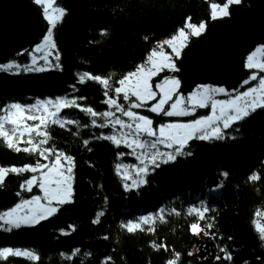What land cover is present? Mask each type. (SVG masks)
<instances>
[{
	"label": "trees",
	"instance_id": "16d2710c",
	"mask_svg": "<svg viewBox=\"0 0 264 264\" xmlns=\"http://www.w3.org/2000/svg\"><path fill=\"white\" fill-rule=\"evenodd\" d=\"M225 1L53 0L65 13L52 29L59 66L43 71L0 70V114L12 102L25 104L36 98L58 96L76 98L81 108L90 107L97 113L112 109L105 103L108 97L103 86L92 81L80 84V75L110 78L112 88L119 86L116 82L143 64L152 50L168 51L166 39L185 29L186 24H206L211 19V5ZM194 37L190 35L189 41ZM29 51L30 47H25L3 60L25 65ZM244 69L243 78L254 71ZM171 71L163 69L152 76V83ZM262 73L258 70L256 74ZM253 81L210 83L234 94ZM109 95L115 98L111 89ZM120 103L127 106L122 98ZM150 107L151 101L134 110L151 119L153 127L195 119L209 111V106L197 107L188 116L167 117L151 112ZM62 118L74 123L63 127L49 123V139L44 146L71 155L72 202L59 205L55 214L39 224L11 230L0 227V249L19 247L38 257L8 256L0 258V264H168L176 254V264H264V240L257 230V222L264 226V109L234 125L238 131L228 130V136L235 139H193L186 149L191 156L178 157L155 170L149 164L146 182L131 190L125 189V178L117 165L135 163L132 149L101 138L110 136L114 127L91 123L93 119L97 125L107 123L106 118L92 117L80 108L64 109ZM84 140L89 143L85 145ZM42 159L37 153L9 148L0 139V166H34ZM33 174L8 172L0 184V211L39 193L35 185L31 191L21 188ZM253 174L260 178L251 181ZM192 207L210 210L204 220L198 221L196 215L188 213ZM161 209L165 210L163 222L158 216ZM100 212L104 215L94 223ZM150 215L154 223L144 225L143 231L128 232L122 227ZM194 223L209 235H194L190 229ZM208 223L213 224L212 229L206 228ZM149 227L153 230L148 231ZM221 249L227 250L232 259H224Z\"/></svg>",
	"mask_w": 264,
	"mask_h": 264
},
{
	"label": "snow or ice",
	"instance_id": "6c2138e0",
	"mask_svg": "<svg viewBox=\"0 0 264 264\" xmlns=\"http://www.w3.org/2000/svg\"><path fill=\"white\" fill-rule=\"evenodd\" d=\"M35 2L37 4L44 5V14L50 25L48 35L44 37V43L48 48L54 49L55 44L52 42V29L55 28L57 23L61 21L65 14L64 10L60 9L58 10V15H53L49 12L50 0H35ZM229 3L238 4L240 3V0H228V3L224 4L220 10V14L222 16H227L229 14L227 11ZM212 7L213 9H216L217 5L213 4ZM213 18H217L215 11L213 12ZM188 28L192 29L190 35L200 36L202 31L205 29V24L201 23L197 26L189 23ZM188 38L189 34H186L185 30L181 29L179 31L178 38L173 37L164 43L169 45L172 49V53L178 57L181 55L183 42L188 40ZM177 39H179L181 47H177ZM37 50H40L39 46ZM261 51H264V49H261ZM158 54L162 57V62L160 63H157L153 59ZM47 55L48 54L46 53L44 56L45 60H47ZM14 67L16 66L13 64H2L0 65V70L10 71ZM247 67L250 69L256 68L260 71H264V62L253 63V56L250 55L248 57ZM165 68L175 69V65L171 63L167 55L162 52L157 53L156 50H153L151 55L147 58V65H141L135 72L128 73L123 78L119 79L116 82L119 86L115 88H112L110 78H101L100 76H93L88 73H84L79 76L80 84L92 81L102 85L105 90L104 95L108 97L105 103L109 106V108L114 107L116 112L122 113V115L127 117L128 120L121 119L119 116H116L113 111L97 113L90 107L81 108L77 103L76 98H56L55 100L40 102L39 106L34 105L26 108L16 103L12 104L10 109L5 110V114L0 115V139L7 142V147L15 148L18 152L25 151L37 153L45 160H48L49 156H54V159L46 164L38 162L34 167H12L10 170L0 168V184L3 183L9 171L16 174L23 172L39 173V176L32 175L30 179L26 180L24 184L21 185V188L31 191L33 185H35L43 192L42 197L34 196L32 200L24 201V204H32L35 202L38 206V210H28L23 215H16L17 209L23 206L18 204L16 205V208L0 216V221L10 224L16 229L20 228L22 225H36L55 214L58 211L59 205L72 202V187L70 183L71 177L65 175V172H72V167H65L61 162L63 159L70 164L72 158L65 156L63 153H54L51 148L44 147L49 139L47 134V126L49 123L59 124L61 127L66 124L74 123L72 120L62 118V111L64 109L80 108L81 111L88 112L92 117L100 115L108 118L107 123H101L99 125H97L96 120L93 119L91 123L94 126L101 128L108 126L115 128L116 126H119L121 130H126L121 132L120 137H117L116 135L101 137L103 139L110 140L117 145L123 143L126 147L133 149L134 152L136 150H140L141 156L144 157V159L141 160V165L143 166L136 169V178H132L127 170L124 171L123 175L125 180H131L130 184H124L126 190L138 188L146 182L144 177L149 171V164L152 165L153 170H155L160 168L162 164H168L169 162L176 161L178 157L191 156L192 153L186 149L189 142L193 139L209 142L214 140L223 141L226 138L235 139L236 137L234 136H228V130L234 129V125L243 121L258 109H264V78L259 79L258 88H249L248 91L235 96L231 100L216 101L212 99V93L224 92L225 90L223 88H201L192 95L188 96L186 100H183V98H180L179 94L176 92L180 82L175 78H168L165 79L163 84H157L156 88L160 89L161 92L154 91L150 85V78L157 75ZM34 70L43 71L44 69L37 68ZM133 78L135 79L133 80ZM251 79L256 80L257 74H253ZM245 83H247V81ZM109 89L114 92L115 98L109 95ZM257 92H259V96L256 95ZM158 95L160 96L159 100L152 104L149 109L153 113L163 114L167 117L188 116L194 113L197 107H208L210 102L213 114L207 117L194 119L190 123H168L162 125L159 127V135L157 136V131L152 127V120L139 114L133 109L144 108L148 102L155 100ZM174 95L177 96L175 101H173ZM249 97L251 98L249 99ZM121 98L124 102H128L127 107L120 103ZM170 101H172V103L170 104V107L166 109L165 106L169 105ZM217 104L220 105L219 114H217ZM33 110L39 114H27ZM20 113H23L24 115H18ZM28 121H33L34 123L29 125L27 123ZM234 130L238 131V129ZM142 136L153 137L154 139L144 140L141 139ZM35 138L39 139L34 142ZM14 140L26 143L29 147L20 148L14 143ZM83 143L87 145L89 141L84 140ZM157 145H165L167 148L172 149V151L160 152L157 150ZM146 146L150 147L153 151L147 152ZM145 161H147V163H145ZM123 167V165H117L118 170ZM223 175L226 177L228 173H223ZM259 178L260 177L257 174H253L249 177L251 181H256ZM42 200L44 203H41ZM209 210L210 209L208 207H203L202 211L200 207H192L189 208L188 213L189 215H196L199 221L206 218L205 214ZM172 211L175 212V209ZM164 212L165 210L161 209L158 214L161 222H163ZM103 215V212L98 213L96 220L93 222L98 223L99 218ZM257 215H260V213H257ZM152 223H154V218L150 215L140 217L139 222L128 221L126 224L122 225V227H124L128 232H134L137 230L143 231L145 230L143 227L144 225H151ZM206 228L212 229L213 224L208 223ZM190 229L194 235H199L201 232H203L205 236L209 235V232L206 231L205 228L198 229V223L190 225ZM147 230L152 231L153 228L149 227ZM257 230L261 234V239L264 240V226H261L259 222H257ZM160 247L164 246L161 245ZM76 251L78 252L79 250L77 249ZM221 251L225 252L224 259H232L231 254L228 253L227 250L221 249ZM189 254L191 255V253ZM21 255L31 256L33 259H38V257H35L32 253L26 251L13 250L10 247L0 249V258ZM178 259L179 254H176L175 260L169 261L168 264H176V260ZM216 259L220 260L221 257L217 256Z\"/></svg>",
	"mask_w": 264,
	"mask_h": 264
},
{
	"label": "water",
	"instance_id": "95a60500",
	"mask_svg": "<svg viewBox=\"0 0 264 264\" xmlns=\"http://www.w3.org/2000/svg\"><path fill=\"white\" fill-rule=\"evenodd\" d=\"M245 1L248 7L231 4L230 16L209 21L204 32L184 47L176 60L179 71H174L183 90L195 82L229 83L244 76L242 53L264 41V0ZM42 27L39 9L30 0H0V60L34 42Z\"/></svg>",
	"mask_w": 264,
	"mask_h": 264
},
{
	"label": "rangeland",
	"instance_id": "374dc122",
	"mask_svg": "<svg viewBox=\"0 0 264 264\" xmlns=\"http://www.w3.org/2000/svg\"><path fill=\"white\" fill-rule=\"evenodd\" d=\"M33 1V3L35 4V5H37V7H39V11L41 12V16H42V18H43V20H44V22H45V24L48 26V27H50V25H49V23H48V21H47V19H46V17H45V14H44V5H41V4H37L36 2H35V0H32ZM241 1H243V3L244 4H241ZM226 3H228V0H226L224 3H222V4H215V5H217V8L216 9H213V7H212V5H211V19L209 20V21H211L212 19H214L213 18V12L215 11V13H216V16L217 17H223L221 14H220V10H221V8L223 7V5L224 4H226ZM231 4H233V3H229V6L231 5ZM239 4H241L242 6H246V7H248L249 6V4H248V2L247 1H245V0H240V3ZM228 9H229V7H228ZM228 9H227V11H228ZM58 10H60V8L59 7H57L56 5H54L53 4V0H50V4H49V12L51 13V14H53V15H58L59 14V11ZM228 13H229V11H228ZM208 21V22H209ZM207 22V23H208ZM207 23L205 24V27L207 26ZM199 24H201V23H199ZM199 24H197V26L199 25ZM181 30V29H180ZM180 30H178V32L177 33H175L172 37H170V38H168V39H166L165 41H167V40H170V39H172L173 37H179V31ZM185 32H186V34H189V36H190V33H191V31H192V29H190V28H188V24H186V27H185ZM48 31V30H47ZM203 32V31H202ZM46 35H48V32H46L43 36H40L39 38H37V40H38V43L37 44H35L34 46L32 45V48L30 49V51H29V61L25 64V65H19V64H17L15 61H13V60H3V61H0V65H2V64H13V65H15L16 67H14L13 69H12V71H18V70H20V69H23V70H30V69H32V70H34V69H37V68H49V67H58L59 66V62H58V60L56 61V57H57V55H55L54 54V52H53V50L52 49H50V48H48L46 45H45V43H44V37L46 36ZM194 39V38H193ZM191 41V40H190ZM189 38H188V40H186V41H184L183 42V46L181 47V45H180V41H179V39H177V41H176V44H177V47H181V52H182V50H183V48H184V46L185 45H187L189 42ZM35 43V42H34ZM34 43H32V44H34ZM167 45V44H166ZM38 46L40 47V50L38 51L37 50V48H38ZM168 46V51L167 50H163L162 48L161 49H156V51H157V53H164L165 55H167L168 57H169V59H170V61H171V63L172 64H174L175 65V69H172V68H165V69H168V70H172L171 71V73H168V74H166V75H164L159 81H157V82H155V83H152V81H151V78H150V80H149V83H150V85L152 86V88H153V90L154 91H157V92H161V90L160 89H157L156 88V85L157 84H163V82L165 81V79H168V78H175V79H177V80H179V82H180V78H179V75L176 73V72H174V71H178V66H177V64H176V60L177 59H179V57L180 56H175L174 55V53H172V49H171V47L169 46V45H167ZM253 46V48L250 50V51H248L247 52V50L246 51H244L243 53H242V58H241V60H242V64H243V67L244 68H248L247 67V64H248V57L251 55V56H253V63H261V62H264V59H262V58H264V51H261V49H264V43H255L254 45H252ZM28 47V46H27ZM153 51V50H152ZM152 51L149 53V55L148 56H150L151 55V53H152ZM247 52V53H246ZM48 54L47 55V60H45L44 59V56H45V54ZM55 57L54 58V61L53 60H51V57ZM148 58V57H147ZM157 63H160V62H162V57L158 54L156 57H154L153 58ZM51 60V61H50ZM164 62H167V61H164ZM141 65H147V59L145 60V62L143 63V64H141ZM141 65H138V67L139 66H141ZM138 67H136L135 68V70L134 71H132V72H135L136 70H137V68ZM259 69H256V68H254V71H252V72H250V74H249V76H247V77H242L243 79H240V81H241V83H245L246 81H248L252 76H253V74H256L257 73V71H258ZM244 74H245V71H244ZM260 78H264V71H263V73H262V75H260V76H257V79L255 80V81H253L246 89H244L243 91H235L234 92V94H230L229 92H213L212 93V99L213 100H216V101H225V100H231V99H233L235 96H237V95H240V94H242L243 92H246V91H248V89L249 88H258V86H259V79ZM135 78H133V80H134ZM197 83V85H195L191 90H188V91H186L185 93L184 92H182L180 89H179V87H180V83H179V87L176 89V92L179 94V97L180 98H183V100H186L187 99V97L188 96H190V95H192L194 92H196L198 89H201V88H211V89H219V88H223L224 90H225V88L222 86V85H215V84H212V83H210V81H200V82H195L194 84H196ZM165 87H169V86H165ZM185 91V90H184ZM256 95L257 96H259V92H257L256 93ZM159 98H160V96L158 95L157 97H156V99L155 100H153V101H151V105L152 104H154V103H156L158 100H159ZM251 97H249V99H250ZM177 99V96H173V101H175ZM43 101H45V100H42V101H36L34 104H32L31 106H39V104H40V102H43ZM48 101V100H47ZM183 102V101H182ZM242 102V101H241ZM16 103H18V102H12V103H10L8 106H6V107H4L3 108V110H2V112H1V114L0 115H4L5 114V110H8V109H10V107H11V105L12 104H16ZM128 103V102H127ZM172 103V101H170L169 102V105H167L168 106V108L170 107V104ZM18 104H20L22 107H23V105L24 104H22V103H18ZM166 106V107H167ZM127 107V106H126ZM219 108H220V105L219 104H217V114H219ZM134 110V109H133ZM34 111V112H33ZM32 112H30V113H27V114H29V115H38L39 113H37L35 110H33ZM41 111H42V109H41ZM107 111H113V112H115V115L116 116H119L121 119H123V120H128V118L127 117H124L123 115H122V113H120V112H116L115 111V108L113 107L112 109H110V110H107ZM135 111V110H134ZM140 114V113H139ZM213 113H212V108H211V106H210V102H209V111H208V113H207V115H204V116H198L197 118H195V119H199V118H202V117H207V116H210V115H212ZM18 115H20V116H22V115H24L23 113H20V114H18ZM142 115V114H141ZM50 119V118H49ZM107 119L108 118H106V122H107ZM192 120H194V119H190V120H173V121H168V122H165V123H163V124H157V126H155V127H153V129H155L156 131H157V136L159 135V127L160 126H162V125H165V124H168V123H190ZM29 125H31V124H33L34 122L33 121H28L27 122ZM122 131H126V130H121L120 128H119V126H116L115 127V130L110 134V136L111 135H116L117 137H120V135H121V132ZM167 131V130H166ZM39 138H35L34 139V142L36 141V140H38ZM141 139H144V140H152V139H154L153 137H146V136H142L141 137ZM14 143L16 144V145H20V146H25V147H29V145L28 144H26V143H23V142H20L19 140H14ZM45 148H49V146H44ZM157 150L158 151H160V152H168V151H171L172 149H169V148H167L165 145H157ZM146 151L147 152H152L153 150L150 148V147H147L146 146ZM54 153H56L57 151H53ZM59 153H63V152H59ZM65 156H67V157H71V155L70 154H68V153H63ZM132 154L135 156V163L134 164H132L131 166L130 165H123L124 167L123 168H121L120 170H121V172H122V174L124 173V171L125 170H127L128 171V173H129V175L132 177V178H136V169L138 168V167H141V166H143V165H141V160H143L144 159V157L143 156H141V154H140V150H136L135 152L133 151V149H132ZM72 158V157H71ZM54 159V156H49V158H48V160H45V159H42V161L40 162L41 164H46V163H49L51 160H53ZM62 164L65 166V167H67V166H73V159L71 160V162H70V164L67 162V161H64L63 159H62ZM145 163H147V161H145ZM34 166H36V165H34ZM34 166H29V167H34ZM0 168H4V169H11L12 167H8V166H0ZM33 175H37V176H39V173H34ZM65 175H68V176H70L71 177V179H72V172L71 173H67V172H65ZM130 182H131V180H129ZM70 183H71V180H70ZM125 183H127V182H125ZM39 188V187H38ZM34 196H43V192L41 191V189L39 188V193L38 194H36V195H32V196H30V197H28V198H25V199H23V200H20L19 202H17L16 204H14L13 206H11V207H9V208H6V209H4V210H2V211H0V216H2V215H4V213H6V212H10L12 209H14V208H16V205H18V204H20V205H23L21 208H19V209H17V212H16V215H23L26 211H28V210H33V211H36V210H38V206L36 205V203L35 202H33L32 204H24V201H26V200H32V198L34 197ZM41 203H44V201L42 200L41 201ZM0 227L1 228H4V229H9V228H11L12 227V225H10V224H7V223H4L3 221H0ZM61 231H64L65 229L64 228H61L60 229ZM6 247H10V248H12L13 250H21V251H26V252H29V250H27V249H20L19 247H14V246H6Z\"/></svg>",
	"mask_w": 264,
	"mask_h": 264
},
{
	"label": "bare ground",
	"instance_id": "6f19581e",
	"mask_svg": "<svg viewBox=\"0 0 264 264\" xmlns=\"http://www.w3.org/2000/svg\"><path fill=\"white\" fill-rule=\"evenodd\" d=\"M30 1L33 2L32 0H30ZM233 4H234V3H233ZM248 4H249V3H248ZM36 6H37V5H36ZM38 9H39V7H38ZM39 12H40V11H39ZM40 15H41V12H40ZM227 16H230V14H228ZM41 18H42V16H41ZM217 18H221V17H217ZM42 20H43V18H42ZM49 28H50V27H48V26L45 24L44 20H43V27H42V30H41V33H40L39 37H40V36H43L46 32H48V31H49ZM205 28H206V27H205ZM47 30H48V31H47ZM204 30H205V29H204ZM204 30H203V32H204ZM203 32H202V33H203ZM39 37H38V38H39ZM196 37H197V36H196ZM196 37H194V38H196ZM255 40H256V39H254V41H255ZM34 42H35V43H34ZM34 42H32V43H34V44L31 43L30 45H28V47H30V49L32 48V45L34 46L35 44L38 43V40L36 39ZM52 42H53V39H52ZM190 42H191V41H190ZM190 42H189V43H190ZM189 43H188V44H189ZM255 43H264V41H262V42H260V41H256ZM255 43H253L252 45H254ZM188 44H187V45H188ZM187 45H185V46H187ZM248 45H249V44H248ZM248 45H247V46H248ZM252 45H249L248 49H250V47H252ZM185 46H184V47H185ZM247 46H246V47H247ZM246 47H245V48H246ZM245 48H244V49H245ZM23 49H24V48H23ZM23 49H21V50H23ZM183 49H184V48H183ZM248 49H247V50H248ZM52 50H53L54 54L57 55L56 52L54 51V49H52ZM182 51H183V50H182ZM180 56H181V55H180ZM54 58H55V57L52 56V57H51V60L54 61ZM51 60H50V61H51ZM177 66H178V65H177ZM43 69L45 70V69H47V68H43ZM178 71H179V66H178ZM178 71H177V72H178ZM179 78H180V76H179ZM220 81H221V80H220ZM220 81H217V82L222 83V82H220ZM193 85H194V84H192V86H193ZM192 86H191L190 88H192ZM190 88L186 89V91L190 90ZM180 89L183 90L182 87H181V79H180ZM58 98H61V97L58 96ZM55 99H56V98H55ZM55 99H53V98H51V97H46V98H44V99H37V98H36V99H33L32 101L26 102V103L23 105V107L26 108V107H28V106H31L32 104H34L36 101H39V100H40V101H42V100L47 101V100H55ZM33 112H34V111H33ZM33 112H32V113H33ZM161 124H163V123H161Z\"/></svg>",
	"mask_w": 264,
	"mask_h": 264
}]
</instances>
